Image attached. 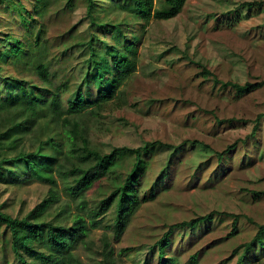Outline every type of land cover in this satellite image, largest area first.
Listing matches in <instances>:
<instances>
[{"label": "rangeland", "instance_id": "1", "mask_svg": "<svg viewBox=\"0 0 264 264\" xmlns=\"http://www.w3.org/2000/svg\"><path fill=\"white\" fill-rule=\"evenodd\" d=\"M66 1L48 0L41 20L50 58L63 48L62 35L70 44L67 31L71 29L72 36L88 26L86 0H73L71 6ZM115 1H95L94 6L107 10L97 13L121 18L124 13L115 10ZM241 1L246 0H186L176 16L151 18L144 31L139 30L136 68L117 97L82 116L91 145L104 153L116 146L160 142L142 151L146 166L138 181L139 196L152 192L153 197L135 204L120 240H112L110 232L120 187L102 177L84 192L87 210L104 215L98 227L87 226L86 243L74 250L84 264H105L101 253L105 234L113 248L111 264H157L158 248L151 246L169 225L212 211L216 213L210 220L173 229L165 254L177 264H264V242L243 250L264 223V193H260L264 191V116L258 120L264 111V86L238 96L237 89L220 83L264 80V10L240 8L239 18L221 21ZM154 2L159 6L158 0ZM34 3L12 0L8 5L17 4V16L23 12L21 6L31 9ZM15 16L0 5L1 37L24 32ZM50 62L51 73L56 70L53 81L58 82V74L63 77L60 64L55 57ZM203 68L211 74L202 73ZM4 72L41 84L27 68L17 71L7 66ZM74 88L71 83L64 100ZM90 94L94 97L95 89ZM44 133L26 135L17 149L36 148ZM116 166L127 172L132 162L120 159ZM57 180L59 201L44 219L62 223V207L72 217L78 199H71L61 179ZM48 188L49 184L37 181L1 179L2 211L23 217L47 195ZM235 216V232L228 235ZM7 238L0 226V264H15ZM193 254L195 260L190 262Z\"/></svg>", "mask_w": 264, "mask_h": 264}, {"label": "trees", "instance_id": "2", "mask_svg": "<svg viewBox=\"0 0 264 264\" xmlns=\"http://www.w3.org/2000/svg\"><path fill=\"white\" fill-rule=\"evenodd\" d=\"M10 1L0 0V5H5L15 16L17 4L10 6ZM72 1L67 0L66 4L71 6ZM95 1H85L87 28L72 36L71 29L68 30L67 40L70 38L72 43L69 44L62 35L59 43L63 48L51 58L45 45L49 40L45 38L41 22L48 0H35L31 9L21 6L23 12L16 14L15 22L24 28L23 33L9 32L0 36V180L10 177L24 183L49 184L47 195L21 218L2 211L0 206V226L8 233L7 241L15 264H84L74 250L79 243H86L87 226L98 227L104 215L87 210L83 195L102 177L120 187L115 219L110 227L114 241L120 240L124 233L135 204L153 197L152 192L139 196L138 181L146 166L142 151L149 144L160 142H146L144 147L135 148L116 146L104 153L91 145L82 116L115 99L119 88L135 71L142 36L139 30L144 31L151 18L162 20L176 16L186 0H158L159 6L155 0H116L115 10L124 13L119 19L97 13H106L107 10L94 6ZM244 7L250 12L264 10V0L241 1L235 9L226 12L221 21L239 18L238 9ZM54 57L63 72V77L58 74V82L53 81L56 70L51 73L49 67ZM7 66H13L17 71L20 68L33 70L41 84L4 72ZM202 73L211 74L204 68ZM214 81L218 83L216 79ZM71 83L75 88L71 97L64 100L63 95L70 92ZM220 83L237 89L238 96L264 86V80L242 85ZM93 89L94 97L90 94ZM263 116L264 111L258 120ZM36 132L46 134L36 148L17 149L26 135ZM233 147L234 144L227 146L222 153ZM120 159L132 162L127 172H121L122 169L125 171L124 168H117ZM57 179H61L63 189L71 199H78L77 212L72 217L62 207L59 213L60 216L63 214L62 223L44 219L50 207L59 201ZM215 213L212 211L169 225L151 246L152 250L158 248L157 264H177L174 257L165 254L173 229L192 228L200 221L210 220ZM86 217L88 221H85ZM68 218H71L70 223L65 222ZM236 218L228 235L235 232ZM263 234L264 223L259 224L252 239L243 244L244 252L250 251L257 242H264ZM102 246L103 260L105 264H111L113 248L106 234L102 237ZM195 256L189 257L190 262Z\"/></svg>", "mask_w": 264, "mask_h": 264}]
</instances>
